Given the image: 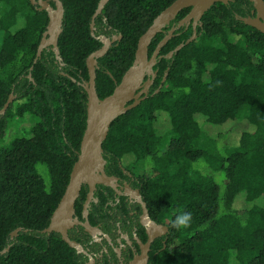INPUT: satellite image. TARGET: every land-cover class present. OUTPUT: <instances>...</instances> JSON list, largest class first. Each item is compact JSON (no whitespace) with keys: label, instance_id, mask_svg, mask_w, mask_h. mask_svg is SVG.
Wrapping results in <instances>:
<instances>
[{"label":"trees","instance_id":"16d2710c","mask_svg":"<svg viewBox=\"0 0 264 264\" xmlns=\"http://www.w3.org/2000/svg\"><path fill=\"white\" fill-rule=\"evenodd\" d=\"M61 1L59 53L51 44L38 58L48 13L30 0H0V110L15 96L0 116V264H85L83 252L45 229L87 127V59L103 36L113 41L96 57L98 96H110L134 65L142 35L176 0H109L94 34L100 0ZM254 11L250 0L216 2L190 43L191 26L163 45L167 36L157 32L149 45V57L158 49L154 87L110 125L107 172L126 176L141 165L133 175L148 211L169 227L166 247L157 240L148 264H264V33L243 20ZM27 114L30 133L9 137ZM113 193L97 191L91 224L109 225L126 210L124 198L106 205L116 203ZM184 213L189 225L178 227Z\"/></svg>","mask_w":264,"mask_h":264},{"label":"water","instance_id":"95a60500","mask_svg":"<svg viewBox=\"0 0 264 264\" xmlns=\"http://www.w3.org/2000/svg\"><path fill=\"white\" fill-rule=\"evenodd\" d=\"M34 1V0H33ZM57 3V10H53L50 6L49 2L40 0V4L42 9H47L50 16V23L48 25V33L51 34V38L47 39L43 38L39 49H38V58L41 56L42 50L48 44L54 45L57 54L58 50V39L62 32V24H63V16H64V6L63 3L59 0H55ZM109 0H100L96 13L93 16L92 21V34H94L95 29V19L98 15L103 12L105 4ZM230 0H176L170 7H168L160 16H158L154 23L148 28L145 34L139 40L138 48L136 52V60L131 69L126 73L123 80L117 85L114 90V93L110 96L101 99L98 96L96 89V66L97 59L96 57L103 56L112 45V40L102 37L103 46L92 53L87 59V66L89 69V80L85 83V89L88 93V119H87V127L84 132L81 148L78 156V160L75 162L70 182L67 186L65 194L63 195L58 207L53 213L50 225L45 229L47 232H52L53 230H59L63 234V238L74 248H76L79 252L84 251L83 247L71 240L67 235V228L64 226L63 228H58L60 226V222L65 218H70L72 212L74 211V205L76 199L79 195L82 182L88 181L91 187V194L95 189L96 183L110 181V177L105 173L98 178V175L94 174V171L100 170L101 167H104V157H103V142L107 138L110 125L113 120L125 110L135 107L137 104L141 102V100H137L134 103L126 106L127 97L125 92L128 91L130 86H134L135 88L139 83L138 76H141V72L143 74L144 69L148 67H152V64L155 62L156 54L150 58L149 57V45L152 41V38L157 34V32L162 30V27L169 23L172 18H174L180 10L183 8L191 7L190 13L180 21V25L188 22L192 18L195 19L194 32L192 36L187 40L186 43L192 42L197 37V24L204 15V13L209 10V8L215 4L216 2H224L228 3ZM253 2L255 6V15L250 17L243 18L244 22L249 25L256 27L258 30L264 33V0H250ZM175 29L171 30L169 35L164 39L161 45H163L169 38L172 37ZM121 37V36H120ZM116 38H114V41ZM160 45V46H161ZM185 44L181 43L178 45L173 51L169 53L172 56L175 52H178ZM159 46V47H160ZM35 60V62L38 60ZM134 90V89H133ZM132 90V91H133ZM135 92V90H134ZM147 94L144 95L146 97ZM14 95L11 94L5 106L0 110V116L3 115L10 103L14 99ZM125 97V99H124ZM142 97V99L144 98ZM96 177V179H94ZM89 197V199H90ZM86 229L93 234L97 231V229L89 222L84 223ZM155 228H160V230L167 231L168 227L166 226H157L156 223H152L148 227L149 241H153L155 232ZM20 228L12 233V235H17ZM8 249V248H7ZM6 249V250H7ZM5 250V251H6ZM148 259L143 262V264H147Z\"/></svg>","mask_w":264,"mask_h":264},{"label":"flooded vegetation","instance_id":"af4514ba","mask_svg":"<svg viewBox=\"0 0 264 264\" xmlns=\"http://www.w3.org/2000/svg\"><path fill=\"white\" fill-rule=\"evenodd\" d=\"M30 1L39 11H46L48 13L50 23L49 12L47 9H42L40 0ZM44 1L49 2L53 10H57V3L55 0ZM189 13L190 12L180 19H176L179 14L178 13L170 20L169 23H166L162 27L165 35L167 36L171 30H176L183 26L186 29L190 26L194 29V18L179 26L180 21L184 19ZM48 25L46 31L44 32V37L47 39L51 38V34L48 33ZM156 52V59L151 67L152 72H144L143 75L141 72V76H138V86L136 88L134 86H130V88H128L129 90L125 92V94L127 93L126 97L128 98L126 106H129L137 100H142V97L145 94H148L149 91L154 87L158 74V69L154 70V66L158 58V49ZM155 53L150 58H152ZM123 171L126 176L108 173L106 170V161L104 159V167H101L100 170L94 171V174L98 175V178H100V176L105 173L110 177V181L108 183H96L95 189L93 190L90 197L92 191L90 184L88 181L84 180L81 184V189L76 199L74 211L72 212L71 217L68 219H63L60 222V226H58V228H63L65 226L67 228L68 237L83 247L84 251L82 252L87 256L85 264H143V262L147 259L148 264L151 258V252L154 251L153 245L157 240L163 242V245L166 247L169 227L151 217L147 208V204L140 193V186H138L136 182L137 179L129 171ZM94 179H96V177H94ZM106 187H110V189L114 190L113 196L115 200L117 199L116 203L110 199V202L106 205L116 206L118 203H120V198H124V201L126 202V210L121 208L118 214H113L112 218H109L108 220L110 222L109 225H106L103 222L93 225L91 224L89 218L91 205L97 200L95 198L97 191L104 190ZM83 189H87L84 197H82ZM78 203H81L80 209L77 207ZM115 211L117 212L118 209ZM86 222H89L91 226L97 229L94 234L86 229L84 226V223ZM152 223H156L157 226H166L168 227V230L163 231L160 230V228H155L156 230H153L155 232L153 234L155 237L153 241H149L150 238L148 234V227ZM53 231L58 232L63 237V234L59 230ZM77 239H80L81 241H78Z\"/></svg>","mask_w":264,"mask_h":264},{"label":"rangeland","instance_id":"374dc122","mask_svg":"<svg viewBox=\"0 0 264 264\" xmlns=\"http://www.w3.org/2000/svg\"><path fill=\"white\" fill-rule=\"evenodd\" d=\"M144 72L151 73L152 72L151 71V67H148L147 66L144 69ZM144 72H143V74H144ZM30 116H31L30 114H27L26 115V118H24V120L22 121V123H20L19 125L14 124V123L12 125H10L9 134H8L9 137H12L13 136L12 138H14V137L19 136V135H28L30 133V130L28 131V129L30 127H28V126H30L31 123H32L30 121V119H29ZM234 129H236V132H240V130L242 129V126H236ZM208 132L209 133H216L218 131L210 129V130H208ZM203 142L206 143L207 141H203ZM225 145H226L225 147L233 146V144L231 142H229V141L228 142H225ZM38 171H39V173L46 174V169L41 164L38 165ZM143 171L144 170L142 169V167L140 165L139 167H135L132 171L130 170L129 172L131 174H134V175H139V174H142Z\"/></svg>","mask_w":264,"mask_h":264},{"label":"clouds","instance_id":"9594fccd","mask_svg":"<svg viewBox=\"0 0 264 264\" xmlns=\"http://www.w3.org/2000/svg\"><path fill=\"white\" fill-rule=\"evenodd\" d=\"M190 217H191L190 213H184L183 218L180 220L178 227H187L190 222Z\"/></svg>","mask_w":264,"mask_h":264}]
</instances>
